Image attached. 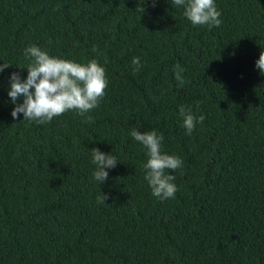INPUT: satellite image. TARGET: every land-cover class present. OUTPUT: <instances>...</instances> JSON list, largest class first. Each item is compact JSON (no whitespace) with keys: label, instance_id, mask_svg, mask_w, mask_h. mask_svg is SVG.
<instances>
[{"label":"trees","instance_id":"1","mask_svg":"<svg viewBox=\"0 0 264 264\" xmlns=\"http://www.w3.org/2000/svg\"><path fill=\"white\" fill-rule=\"evenodd\" d=\"M215 4L219 27L173 0H0V264H264V0ZM32 44L106 69L94 122L12 117ZM181 105L205 116L191 135ZM134 127L181 157L174 198L152 195ZM93 148L118 161L101 183Z\"/></svg>","mask_w":264,"mask_h":264},{"label":"clouds","instance_id":"2","mask_svg":"<svg viewBox=\"0 0 264 264\" xmlns=\"http://www.w3.org/2000/svg\"><path fill=\"white\" fill-rule=\"evenodd\" d=\"M173 4L184 7L183 14L193 25L219 27L222 22L215 0H173ZM140 11L144 12L142 6ZM24 56L29 63L24 67H17L27 69L26 78H21L19 72H12L9 77L8 96L15 104L11 112L14 119L22 113L24 120L44 124L68 111H75L85 118V122H94L93 117L86 114L99 106L108 86L106 69L96 59L86 63L65 59L50 55L36 44L27 46ZM132 64L133 71L138 72L139 58L134 57ZM10 66L8 63L0 64V72ZM256 67L264 73V50L260 52ZM174 71L179 85L183 86L184 69L177 64ZM179 115L187 135H191L196 124L203 123L205 119L203 114L196 116L190 107L184 105L179 107ZM137 129L134 127L130 135L147 150V159L143 165L144 179L148 182L152 195L161 200L174 198L177 187L174 183L175 176L171 173L183 166L181 157L162 151L163 135L155 129L143 132ZM92 161L96 165L94 178L100 183L108 179L107 170L115 168L118 163L115 156L106 154L99 148L92 149ZM106 199V193L97 197L100 203H105Z\"/></svg>","mask_w":264,"mask_h":264}]
</instances>
